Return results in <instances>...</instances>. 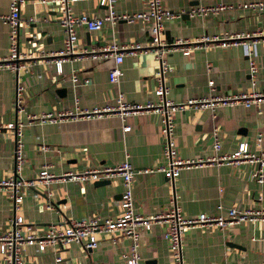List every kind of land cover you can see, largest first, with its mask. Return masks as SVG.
Segmentation results:
<instances>
[{"label":"crops","instance_id":"obj_1","mask_svg":"<svg viewBox=\"0 0 264 264\" xmlns=\"http://www.w3.org/2000/svg\"><path fill=\"white\" fill-rule=\"evenodd\" d=\"M148 0H117L116 11L134 12L146 7ZM166 8L184 10L174 19L163 20L161 38L166 43L189 40L200 35L224 32H261L256 42L258 71L252 83L248 61L240 45L226 47H195L188 55L178 49L166 54L171 69L165 73L168 86L166 98L179 102L188 97L235 94L264 90V10L253 11L241 4L257 0H160ZM259 1V0H258ZM10 0H0V15L9 12ZM224 3L227 6L215 14L191 16L192 7ZM76 13L103 14L106 7L97 0H78L72 5ZM188 14V15H187ZM64 33L58 22L56 7L33 0L20 9L18 43L21 51L33 56L43 49L56 51L63 45ZM150 25L141 20L128 22L119 19L105 22L101 30L78 28V49L99 46L105 42L149 45ZM9 53V27L0 19V58ZM30 57L18 73L0 69V124L16 117L25 123L22 140L25 162L20 171L24 177L34 176L44 164L55 174L80 172L98 165H115L129 158L134 174L133 195L135 211L143 216L164 212L173 199L183 216L214 214L221 205L225 215L230 206L264 210V183L250 177L254 164L211 162L181 169L173 181L166 180L155 167L160 164V115L153 111L130 114L123 119L114 113L100 117L64 118L57 121H30L28 115L41 116L63 110L93 108L113 104L122 91L130 102L156 101L155 55L151 51L124 50L121 80L113 84L109 70L115 66L113 57L94 59L84 57L64 62L63 72L46 57ZM77 83L71 79L72 73ZM212 81V86L208 81ZM23 110H16L17 85ZM173 140L182 158L205 157L229 153L239 141H247L249 149L264 153V101L245 106L241 102L208 108L186 107L173 116ZM124 125H130L124 130ZM220 139L217 153L212 149V131ZM261 134L260 147L254 137ZM41 145H46L42 148ZM15 134L0 131V177L14 174ZM260 149V150H259ZM153 171L145 172L144 169ZM123 185L119 177L109 181L64 180L40 184L28 189L16 215L43 234L53 225H66L69 220L98 215L102 219L116 218L121 211ZM37 195V196H35ZM260 198V199H259ZM46 203L53 208H47ZM12 202L0 190V232L10 228ZM164 226L154 224L150 231L141 232L138 253L148 264H172L168 247L162 237ZM98 247L84 250L71 244L56 254L47 249L38 252L26 246V264H124L122 255L129 253L131 240L120 237L113 242L110 236L99 238ZM182 264H264V220L256 218L239 225L218 230L194 227L181 238Z\"/></svg>","mask_w":264,"mask_h":264},{"label":"built area","instance_id":"obj_2","mask_svg":"<svg viewBox=\"0 0 264 264\" xmlns=\"http://www.w3.org/2000/svg\"><path fill=\"white\" fill-rule=\"evenodd\" d=\"M28 0H10L9 12L0 15V19L9 27V53L0 58V69L13 72L26 67L25 60L32 57L21 51L18 43V28L20 25V9ZM45 5L53 6L58 11V22L63 30V45L56 51H44L41 49L37 56L46 57L55 64L56 72L62 74L63 64L66 61L82 59L86 56L94 59L113 57L115 66L109 70L108 79L113 84H118L121 80L122 70L118 66L123 60L124 50L129 49L131 53L137 50L151 51L155 55V89L156 101L147 100L146 102H130L125 98L122 91L115 96L113 104L95 106L93 108H77L76 110H63L58 113L48 112L37 115H28L30 121H57L72 117H100L108 113L119 115L122 119L130 114L153 111L160 115L159 133L161 136V156L160 164L156 170L163 173L166 180L173 181L179 175L181 169L193 166H200L211 162H226L238 164L248 162L254 164L250 177L258 183H264V153H256L249 149L247 141H239L229 152L220 155H209L205 157L182 158L178 155L173 140L174 121L173 116L176 111L186 107L194 109L208 108L212 112L219 105H231L241 102L247 106L250 103L264 101L263 91H245L235 94L211 95L207 97H188L179 102L171 101L165 95L168 86L164 82V75L171 66L166 61V54L178 49L182 54L188 55L195 47H226L229 45H240L243 54L247 57L248 75L254 83L257 74V50L256 42L261 37V32L248 33L246 31L228 33L224 32L217 35H200L189 40H175L166 43L161 38L163 20L174 19L184 10L173 11L161 3L160 0H148L144 9L134 12L117 13L115 5L117 0H97L98 4L106 7L103 14L76 13L72 5L78 0H33ZM244 8L253 11L264 10V0L246 1L241 4ZM224 3H214L210 5H198L187 11L191 16H206L215 14L224 9ZM119 19L132 22L141 20L150 25L151 39L149 45L142 47L140 43L119 44L116 41L105 42L99 46L78 49V28L86 27L90 31H99L104 23L116 22ZM74 83H77L76 73L70 76ZM212 81L208 85L212 86ZM24 86L17 85L16 110H23L21 93ZM25 123L17 117L5 124H0V131L5 128L12 130L15 134V146L13 151L15 172L8 177H0V190L4 191L12 202L13 216L10 218V228L0 232V264H26L24 248L35 246L38 252L50 249L56 254L55 262H60L59 253L71 244H76L84 250H94L98 247L99 238L110 236L113 242L120 237L131 240L130 251L122 255L124 264H148L141 259L138 250L141 243V232L150 231L154 224L164 226L162 237L165 240L172 264H182L181 257V238L194 227L215 228L224 230L227 227L239 225L244 222L254 221L256 218L264 220V210H254L237 208L230 206L226 209L225 215L220 214L221 205L215 207L214 214H197L194 216H183L175 202L170 200L168 209L153 216H143L135 211L133 195L135 169L126 155L122 161L115 165H98L86 168L80 172L65 171L62 174H55L49 170V165L43 167L32 177H24L20 171L25 162L24 143L22 140L23 128ZM124 130H129L130 125H124ZM254 144L260 147L261 134L257 133L254 137ZM220 139L216 129L212 131V149L215 153L220 148ZM45 148L46 145H41ZM260 150V149H259ZM145 172L153 171L152 168L144 169ZM119 177L123 185L120 199V214L116 218L102 219L98 215L84 219L69 220L66 225H53L41 234L27 224L24 218L16 215V210L23 202V198L28 189L36 188L40 184L47 185L53 181L64 180H102ZM37 196V195H35ZM260 199V198H259ZM47 208H53L52 204L46 203Z\"/></svg>","mask_w":264,"mask_h":264},{"label":"water","instance_id":"obj_3","mask_svg":"<svg viewBox=\"0 0 264 264\" xmlns=\"http://www.w3.org/2000/svg\"><path fill=\"white\" fill-rule=\"evenodd\" d=\"M188 15V14H187ZM99 181H109V179H102V180H99Z\"/></svg>","mask_w":264,"mask_h":264}]
</instances>
